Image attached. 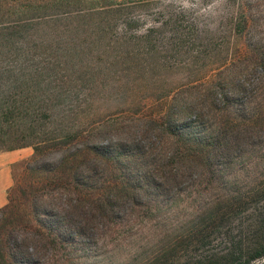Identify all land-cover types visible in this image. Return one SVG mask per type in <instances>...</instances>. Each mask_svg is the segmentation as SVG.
Instances as JSON below:
<instances>
[{"label": "trees", "instance_id": "1", "mask_svg": "<svg viewBox=\"0 0 264 264\" xmlns=\"http://www.w3.org/2000/svg\"><path fill=\"white\" fill-rule=\"evenodd\" d=\"M149 1L0 0V88L8 80L14 88L10 101L0 91V151L25 146L34 150L18 163L27 176L23 184H15V199L11 187L7 204L0 208V264L6 258L15 261L26 240L40 238L60 248V233L39 219L49 214V205L75 233L86 234L98 224L119 225L118 208L128 217L143 218L158 211V197L169 195L172 204L182 179L210 181L224 166L258 162L252 139L258 129L264 130L261 39L209 70L213 77L208 80L207 74L195 78L194 84L160 93L159 99L170 97L165 112L150 111L156 103H148V98L125 100L122 109L109 112L104 101L94 98L100 60L110 66L127 58L150 59L152 63L141 69L143 74L149 72L148 66L166 72L175 67L168 66V52L179 53L189 34L209 33L188 20L182 8L160 14L161 20H154V26L143 32L133 30L136 17L126 10ZM258 14L262 17L253 16ZM232 16L228 33L264 34V0H240ZM237 64L247 85L229 81L239 73ZM230 87L248 89L249 104L243 107L239 97L228 94ZM194 109L209 117L198 118L206 134L193 133L189 123L181 124L174 117ZM53 152L55 158L44 159ZM235 177L236 172L231 178ZM19 194L25 208L14 220L11 215L14 207L15 213L19 210ZM226 200L235 207L244 202L233 195ZM221 204L211 201L214 210L201 212L202 229L192 237L197 242L209 236L203 231L224 220ZM254 228L251 241L232 240L223 252L185 264H251L264 256V213ZM14 230L18 238L13 243ZM176 239L162 244L143 264H170L179 246Z\"/></svg>", "mask_w": 264, "mask_h": 264}, {"label": "rangeland", "instance_id": "2", "mask_svg": "<svg viewBox=\"0 0 264 264\" xmlns=\"http://www.w3.org/2000/svg\"><path fill=\"white\" fill-rule=\"evenodd\" d=\"M239 3L240 0H150L147 4L127 9L126 13L129 16L136 17L133 30L143 32L144 28L154 26V20H161L160 14L182 8L186 11L188 20L195 22L199 26L197 28L201 29L205 26L209 29V33L189 34L186 42L183 41L185 43L181 44L183 46L179 49V53L168 52V66L175 67L165 72L152 71L148 66L149 72L144 73L146 75L144 79L141 78L144 75L141 69L148 65L146 62L152 63L150 59L141 62L142 60L139 59L127 58L110 66L100 60L96 68L98 75L94 98L104 101L103 107L109 109V112L122 109L124 106L120 103L125 100L141 98H148V103L155 101L156 104L151 106L150 111L164 109L165 112L170 97L159 99L160 93H166L179 85L193 83L195 78L207 74L208 80L213 77L209 70L217 67L225 58L231 60L247 51L250 48L249 42L252 44L258 42V39L264 42V34L228 33L227 23L232 19V15H235ZM251 4L254 2L251 1ZM253 16L262 17L259 14ZM199 49L200 54L196 53ZM101 59L103 60L104 57ZM241 70L240 64H237L239 73L229 78L233 85L240 82L247 85ZM249 79L251 82V78ZM3 83L4 87L0 88L3 93L1 96L10 101L14 98L13 82L8 80ZM228 91L231 96L239 97L243 107L249 104L248 89L241 92L235 87H230ZM179 97L181 98L182 95ZM199 116L195 109L183 115H174L175 118H179L177 121L181 124L189 123L188 127L193 133L203 135L207 130L201 121L209 120V117L200 116V121ZM258 130L257 137L252 139L255 141L257 154L259 153L257 163L252 166L247 165L246 162L224 166L210 181L198 182L196 177L182 179L178 185L179 191L174 193L176 198L173 203L170 204L169 195L158 197L156 198L159 204L158 211L148 212L143 218L140 216L137 218L135 214L128 217L123 213V209L118 208L116 212L121 216V220L116 227L98 224L97 228L86 234H77L62 222L59 215L61 213L54 206H47L50 209L49 214L40 215L39 219L45 225H49L53 229L52 232L60 233L62 237L60 248L54 249L51 244L40 238L26 240L23 243L25 246L23 250L17 252L16 260L11 261L6 258L5 264H143L149 255L172 238H177L179 246L170 264H185L195 257L223 252L229 247L228 242L232 240L251 241L256 220L264 213V130ZM22 148H28L32 153L20 161L29 159L34 152L31 146ZM56 156L57 153L53 152L44 155V159L50 161ZM20 161L13 163L11 167L13 177L11 187L14 189L11 195L14 199L15 184H23L27 176L24 166L18 164ZM235 172L236 177L233 179L231 176ZM231 195L244 201L243 204L237 207L231 205V202L226 200ZM211 201L223 203L219 205V214L224 216V220L217 227L203 231V234L208 233L209 236L203 242H197L192 237L202 229L199 221L205 216L201 212L205 209L214 210L215 207L210 206ZM17 203L19 210L15 213L14 207L11 215L14 220L15 215L24 212L23 208H25L24 199L20 194ZM15 237L14 230L11 240L13 243ZM251 264H264V256L252 261Z\"/></svg>", "mask_w": 264, "mask_h": 264}, {"label": "crops", "instance_id": "3", "mask_svg": "<svg viewBox=\"0 0 264 264\" xmlns=\"http://www.w3.org/2000/svg\"><path fill=\"white\" fill-rule=\"evenodd\" d=\"M32 151L28 148H18L0 152V208L8 202L7 191L13 182L12 165L30 156Z\"/></svg>", "mask_w": 264, "mask_h": 264}]
</instances>
